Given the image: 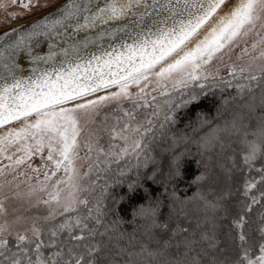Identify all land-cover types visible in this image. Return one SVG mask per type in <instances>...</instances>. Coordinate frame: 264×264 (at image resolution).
Returning a JSON list of instances; mask_svg holds the SVG:
<instances>
[{"label": "snow or ice", "instance_id": "obj_1", "mask_svg": "<svg viewBox=\"0 0 264 264\" xmlns=\"http://www.w3.org/2000/svg\"><path fill=\"white\" fill-rule=\"evenodd\" d=\"M11 2L28 11L49 6L47 0ZM9 18L21 17L12 13ZM42 40L44 55L34 51ZM241 43L245 46L236 61L243 62L227 64L231 80L219 76L218 68L210 71L216 60L228 56L231 61ZM19 53H26L34 65L29 76L21 72ZM209 80L228 86L232 80L245 81L236 89L241 99L252 101L249 111L262 113L259 135L264 144V0H62L27 29L0 34V264H138L136 257H147L152 264L161 255H170L164 264H264V211L254 230L258 249L252 230L245 232L253 207L264 208V163L255 167L264 160V147L256 142H248L243 156L244 165L258 175L245 179L242 195L250 202L239 201L243 214L230 221L228 235L236 242L231 257L220 258L226 250L220 247L215 219L206 221V227L197 225L204 229L198 238L187 227L153 221L161 234L157 249L141 245L139 252L129 251L113 243L105 226L108 211L101 200L107 187L95 204L83 195L96 191L100 173L111 163L133 155L139 159L165 107L163 120L171 121L170 112L195 106L202 95L192 91L174 104V92L185 97L183 89L203 90ZM113 87L115 91H106ZM101 92L105 94L96 95ZM13 122L19 126L11 127ZM231 127L236 128L235 121ZM102 134L108 137L107 147ZM218 139L202 147L210 151ZM35 157L41 160L39 167L32 164ZM82 161L88 162L83 174ZM172 164L178 174L180 158ZM29 172L36 174L34 184ZM58 173L62 175L51 182ZM128 190L135 193V185ZM232 195L225 192L215 203L206 200V208L217 211L220 201ZM6 201L21 202L11 220ZM138 211L155 215L152 208ZM224 211L222 219L227 220L228 209ZM177 237L181 239L173 245Z\"/></svg>", "mask_w": 264, "mask_h": 264}, {"label": "trees", "instance_id": "obj_2", "mask_svg": "<svg viewBox=\"0 0 264 264\" xmlns=\"http://www.w3.org/2000/svg\"><path fill=\"white\" fill-rule=\"evenodd\" d=\"M224 78L231 80L228 76ZM237 83L245 81L232 80L231 86L207 81L203 90L198 87L187 89V93L202 92L200 102L170 112L169 115L173 117L171 121L165 122L164 114L161 115L148 147L139 159L133 155L129 160L111 163L109 168L114 170L106 175L100 174L96 191L83 194L95 204L104 187H107L101 205L108 211L105 226L113 237V243L118 242L134 252H139L141 245L156 250V240L160 239L161 234L154 227L153 221L159 224L169 222L173 228L177 224L187 227L195 231L198 238L199 232L204 229L197 228V225L206 227V221L215 219L219 225L217 231L220 247L226 250L219 254L220 258L234 256L236 242L228 235L230 221L243 214L240 212L239 201L250 202L242 195L245 179L258 175L244 165L243 156L250 141L264 147L259 135L262 113L258 110L249 111L248 104L252 101L247 96L241 99L236 89ZM256 97L258 103V89ZM233 121L236 123L235 129L231 127ZM161 122L163 128L160 127ZM226 125L227 130H223ZM214 137L219 138L215 142L216 146L210 151L205 150L202 144ZM175 157L180 158L178 174L172 164ZM261 163L264 160H257L255 167H260ZM121 172L124 174L121 175ZM129 184L135 185V193H129ZM225 192L235 195L221 200L222 207L217 211L206 208V200L215 203ZM254 194L259 195L255 191ZM141 208H152L155 215L140 213L138 210ZM225 208L228 209L227 220L222 219ZM261 211L264 208L255 205L248 215L249 224L245 226L246 233L252 230L251 236L256 238L257 249L259 237L254 230L260 227ZM232 236H235V230H232ZM178 239L181 237L174 239L172 244L175 245ZM257 249H254V255L258 254ZM171 251L175 252V247ZM169 258L170 255H161L152 264H164ZM136 259L138 264H149L147 257Z\"/></svg>", "mask_w": 264, "mask_h": 264}, {"label": "rangeland", "instance_id": "obj_3", "mask_svg": "<svg viewBox=\"0 0 264 264\" xmlns=\"http://www.w3.org/2000/svg\"><path fill=\"white\" fill-rule=\"evenodd\" d=\"M55 1H57V0H47V4L50 5V4L54 3ZM230 2H232V0H230ZM0 3H2V6H0V26H2V25H4V24H8L9 22L16 21V20H18V19H21V18H23V17H26V16H28V15H30V14H33L34 12H37V11H39V10L45 8V7H32V8L30 9V11H28V10H25L23 7L19 6V4L15 5V6L12 5L11 0H0ZM38 3H39V4H44V3H45V0H38ZM12 13H17V14H19L21 18L10 19L9 17H10V15H11ZM202 36H203V32H201V36H200V38H202ZM255 38H256V37H255L254 34H253L252 36H250V37L248 38V39H249V44H250L251 41H252L253 39H255ZM244 46H245V45H244L243 43H241L239 47H236V48L233 49V52H232V54H231V61L229 60L228 56H225V57H224V61H223V62H221L220 60H216V61H214L213 64L211 65V67H210V71H212L213 73H215V72H216V69L218 68V69H219V73H218L219 76H221V77L227 76V71H228V69H227V64H228V63H231V62H233V61H236V55L239 54L240 48H242V47H244ZM245 59H246V58H245ZM236 62H237V63H241V62H243V61H236ZM209 81H211V80H209ZM206 82H207V81H205L204 83H206ZM135 90H136L135 88L130 89V91H133V92H134ZM110 91H115V90H110ZM182 91L185 92V97H181V95H180L179 92H174V93H173V97H174V99H173V103H174V104H177L178 102H181V100H182L183 98H186V96H187V94H188L187 92H188L189 90H187V89H183ZM103 94H105V93L102 92V93H99L98 95H103ZM154 94H155V95H158V93H154ZM89 98H95V97L93 96V97H89ZM160 99L163 100V99H166V98H160ZM164 111H167V108H166V107H165ZM164 111L161 112L160 116L164 114ZM110 122H111V123H115V120L113 119V120H111ZM18 126H19V122H16V123H14L11 127H18ZM93 127H94V126H93ZM102 136H103V139L101 140V143H102L105 147H107L108 142H109V141H108V137H107L106 135H104V134H102ZM45 154H46V153H45ZM81 155H82V156L84 155V152H83V151L81 152ZM94 158H95V156H93V159H94ZM128 158H129V157H126L124 160H121V161L129 160ZM152 160H154V159H152ZM152 160L150 161V163H152ZM3 163H7V161H3ZM32 164H33V166H35V167H39V166L41 165V160H40V158H39V157H35V158L32 160ZM87 167H88V162H87V161H82V162L80 163V172H81V174H83V172L87 170ZM102 167H104V166L102 165ZM20 170L23 171L24 169H20ZM113 170H114V169L111 170V168H109L108 171H106V172H102V173H100V174H105V175H106L109 171H111V173H112ZM28 174L31 175V176H33L32 183L34 184V183L36 182V181H35V176H36V174H35V173H31V172H29ZM61 175H62V173H58V174H57V177H53V181H51V182H54L55 179L59 178ZM93 177H94L93 179H96L95 175H93ZM8 179L11 180V179H12V176H9ZM23 179H24V177H20V178H19V180H23ZM40 179H43V175H42V173H41V175H40ZM51 182H50V183H51ZM20 188H21L22 191H26V190H27V185L24 184V183H21ZM49 191H51L50 188H49ZM38 195H39L41 198H44V199L47 198L46 193H38ZM6 206H7L8 209H9L8 219L11 220V219L13 218V216H14V213H13V211H12L13 208L21 209V202H20V201H6ZM25 206H26V205H25ZM42 210H43V206L41 207V211H42ZM32 211L35 212L36 210L33 209Z\"/></svg>", "mask_w": 264, "mask_h": 264}, {"label": "water", "instance_id": "obj_4", "mask_svg": "<svg viewBox=\"0 0 264 264\" xmlns=\"http://www.w3.org/2000/svg\"><path fill=\"white\" fill-rule=\"evenodd\" d=\"M60 3H62V0H57L54 3L50 4L48 7H45V8H43L37 12H34L33 14H30V15L23 17L21 19H18L16 21L9 22L8 24H4V25L0 26V34H3L5 32H9L12 29H20L21 26H24V28L27 29V27L32 22L37 21L40 18L44 17L46 14L51 13L53 11V9ZM13 35H15V33ZM103 46L107 47L106 44ZM34 51L40 52L41 55H44L47 53V45L42 40L40 46L38 48H36ZM16 60L20 64L21 72L24 76H29L32 74V68L34 67V65L31 63V61H30V59L26 53H19L16 56ZM40 67L45 68L48 66L47 65H40ZM49 70H51V69H49ZM110 90H116V89L113 87L112 89H108L106 91H110ZM98 94L99 93H97L96 95H98ZM14 123H16V122H13L12 125ZM12 125H10V126H12Z\"/></svg>", "mask_w": 264, "mask_h": 264}]
</instances>
